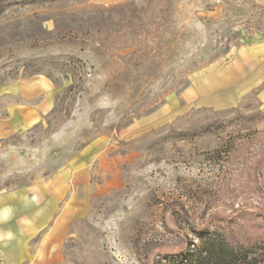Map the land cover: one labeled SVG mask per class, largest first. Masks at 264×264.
Here are the masks:
<instances>
[{
  "label": "rangeland",
  "instance_id": "rangeland-1",
  "mask_svg": "<svg viewBox=\"0 0 264 264\" xmlns=\"http://www.w3.org/2000/svg\"><path fill=\"white\" fill-rule=\"evenodd\" d=\"M252 40L264 0H0V85L60 89L45 124L0 142V194L102 152L48 264H171L199 231L264 237V79L235 107L184 100Z\"/></svg>",
  "mask_w": 264,
  "mask_h": 264
},
{
  "label": "crops",
  "instance_id": "crops-1",
  "mask_svg": "<svg viewBox=\"0 0 264 264\" xmlns=\"http://www.w3.org/2000/svg\"><path fill=\"white\" fill-rule=\"evenodd\" d=\"M251 43L222 71L197 75L185 90V102L200 108L239 105L264 79V44ZM59 92L52 80L39 74L0 85V142L45 124ZM89 165L78 172L61 171L40 186L0 194V264L49 263L48 255L58 250L71 221L83 213L87 202L80 189H87L81 185L88 184Z\"/></svg>",
  "mask_w": 264,
  "mask_h": 264
},
{
  "label": "trees",
  "instance_id": "trees-1",
  "mask_svg": "<svg viewBox=\"0 0 264 264\" xmlns=\"http://www.w3.org/2000/svg\"><path fill=\"white\" fill-rule=\"evenodd\" d=\"M257 169L259 174L264 169V158ZM244 229L239 227L233 235L199 231L198 245H189L187 255L171 264H264V237L246 236Z\"/></svg>",
  "mask_w": 264,
  "mask_h": 264
}]
</instances>
